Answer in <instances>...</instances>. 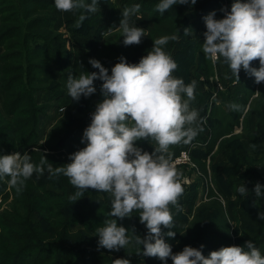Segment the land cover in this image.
<instances>
[{
  "label": "clouds",
  "instance_id": "obj_1",
  "mask_svg": "<svg viewBox=\"0 0 264 264\" xmlns=\"http://www.w3.org/2000/svg\"><path fill=\"white\" fill-rule=\"evenodd\" d=\"M57 10L62 12H97L98 0H54ZM197 0H160L156 11L164 14L174 5H195ZM140 5L122 9L123 45H139L148 36L145 28L130 23L139 12ZM223 18H216L213 10L203 19L206 24V39L203 52L213 63L221 58L230 67L231 73L240 80L243 70L255 83L264 82V0H234L231 10L220 9ZM86 15L80 14L74 27H81ZM137 16L136 19H142ZM192 28L185 27L183 35L192 34ZM178 32L179 29H178ZM179 35L172 34L154 39L153 47L139 63H129L123 55L119 62L109 69L98 59L89 63L98 71H81L78 75L68 74L67 89L73 101L90 97L96 93V80H101L102 101L91 113V123L84 130L82 143L86 146L69 155V163L53 167L44 156L39 164L31 162L30 155L19 151L0 155V178L10 177L9 184L22 192L26 181L34 173L43 174L45 164L49 179L61 174L69 178L77 189L70 199L84 196L86 190L108 193L111 197L109 217L96 229L98 250L119 251L134 243L142 252L138 255L159 258L167 264H264V256L256 244L249 240L245 245H232L211 251L208 256L200 248L185 246L182 251L173 252L165 236L175 238L176 226L170 206L177 212L183 211L179 197L184 192L183 173L178 170L170 146L190 144L204 129L199 111L191 108L195 100L197 81L186 84L173 72L178 64L166 51L169 41H178ZM259 67H253V61ZM83 68V65L80 66ZM228 79V75H225ZM229 107L235 109V105ZM65 111V107L60 109ZM141 140L155 145L152 152L138 146ZM240 195L254 193L256 198L264 195V185L257 182L249 191L244 185L237 189ZM255 201L253 206H255ZM139 214L140 223L148 230L146 236H128L129 230L117 220ZM258 219L264 220V212ZM169 229L166 233L163 229ZM241 235H243L241 233ZM112 264H131L127 258L114 259Z\"/></svg>",
  "mask_w": 264,
  "mask_h": 264
},
{
  "label": "trees",
  "instance_id": "obj_2",
  "mask_svg": "<svg viewBox=\"0 0 264 264\" xmlns=\"http://www.w3.org/2000/svg\"><path fill=\"white\" fill-rule=\"evenodd\" d=\"M153 1L160 2L127 0L126 7L139 4L142 9L143 5L148 6ZM202 1L197 0L194 6L189 4L188 9L191 11L182 10L180 13L190 12V16H193ZM85 2L91 3V0ZM111 4L109 0H98L96 13L76 11V20H72L73 23L80 14L86 15L87 18L81 27H75V31L83 33L85 30L90 32L96 28L97 33L106 32L107 28L113 25L112 21L117 14L114 15L110 8ZM53 5L54 0H0V46L4 44L6 47L0 56L3 63L1 84L7 92L3 106H0V155L16 151L22 154L27 152L34 164H39L46 156L47 163H52L55 168L69 163V155L86 146L78 136L71 135L65 140H60V135L84 121V118L81 120L76 117L82 112L81 105H89L90 101L92 103L94 100L102 101L103 95L97 90L90 96L91 100L81 97L78 102L74 101L73 106L66 110L64 116L50 130L49 139L57 140L58 144L49 142L46 151L33 148L34 144H39L38 127L42 112V106L35 101L34 96L42 91L43 82L56 80L57 71L70 65L71 55L66 49L64 36L53 29L54 22L58 20L57 15L50 11ZM20 6H23L21 10ZM177 14L175 10V15ZM117 15L122 17V12ZM155 17L153 14V28L148 31V36L142 38L139 45L124 46L120 31L114 38L105 41L101 54L83 57V68L80 67V62L72 64L71 72L73 74L77 72L78 75L81 71H87L84 66L89 63L90 58H95L108 68L111 74V68L118 62L111 57L108 59L106 55L110 54L119 60L121 55L117 50L125 51L124 56L129 63H136L150 50L147 44L156 39L158 31L165 33L166 24L171 25V28L178 24L176 20H166L169 16L160 17L155 13ZM158 21H166V24L163 22L159 24ZM104 22L107 26H101L105 25ZM99 26L101 27L98 28ZM92 71L98 69L93 68ZM173 75L178 78L176 72H173ZM94 83L96 87H101L103 82ZM221 117L222 120L216 122L210 120L215 129V135H212L210 141L211 149L218 138L231 133L232 127L229 128L231 121L238 118L235 113L230 118L226 112H223ZM64 144L67 145L66 152L62 151ZM226 147L231 158L247 157L246 146L240 139L236 142V147L234 143ZM44 167V173L42 175L34 173L26 181V187L19 193L9 184L10 177L0 178V197L3 200L12 198L10 204L0 210V264H112L117 258H127L131 260V264H135L136 258L133 257L142 252V246L138 249L131 243L126 249L121 248L119 251H110L106 248L98 250L99 237L96 235V229L110 218L111 209L97 200L98 198L93 196L94 192L89 194L87 190L83 197L77 198L78 200L74 202L70 198L75 195L77 189L70 184L69 178L61 174L49 179L47 165ZM50 183H54L59 190H51ZM243 208L247 209L246 206ZM249 212L258 218L252 211ZM34 214L37 215V219L33 218ZM258 221L259 224L252 227L263 229L264 220ZM117 222L129 230L128 236L133 235L131 232L133 230L142 237L147 235L148 230L142 233L126 218L118 219ZM226 223L224 207L220 202L214 206L202 205L194 215L193 221L185 220L184 224L177 226L176 229L183 231V234L172 238L173 241L180 240L182 243L176 251H182L188 245L196 248L203 245L201 250L207 256L211 251L218 250L220 246L207 240L211 235L214 236L215 230L225 229ZM227 230L229 231V228ZM249 240L255 244L262 240L260 251L264 256V238L258 239V234H248L247 237L236 238L234 242L231 238L226 241L243 246ZM152 261L159 264L158 260ZM167 264H172L171 259Z\"/></svg>",
  "mask_w": 264,
  "mask_h": 264
},
{
  "label": "rangeland",
  "instance_id": "obj_3",
  "mask_svg": "<svg viewBox=\"0 0 264 264\" xmlns=\"http://www.w3.org/2000/svg\"><path fill=\"white\" fill-rule=\"evenodd\" d=\"M109 1L113 4H111L110 8L114 15L116 13L120 14L122 9H124L127 4V0ZM233 2L234 0H203L201 4L198 5L197 12H195L193 16H190V12L180 13L183 12L182 10L191 11L188 9L190 5L177 4L176 7L173 6V8H170L169 10H166L164 14H161L156 11V5L159 2L153 1V3L148 6L143 5L142 9L136 13H140V16L144 13L145 19H143V21L141 19L137 20L134 17L135 15H133L130 19V23L136 24L138 27L145 28L147 33L154 26L152 16L154 14L155 17V13H158L160 17L169 16L166 20L173 19L178 22L174 28H171V25L166 24V21H158L159 24L161 22L166 24L165 26L167 28V32L163 33L158 31L156 38L172 34L179 35L178 41H169L166 46H163L166 51L171 53L173 59L178 64V67L174 72H176L178 78H182L186 84L190 83L193 79L197 81L195 97L201 91H205L208 94L211 105L210 108L204 105V109L199 111V117L203 120L201 126L204 130L200 132L193 139V141L197 140L199 143H203L206 140L205 138L209 137L208 143L210 144L212 135H215V129H213L214 125L210 123V120L213 122L222 120L221 114L223 112L229 114L230 118L234 113L238 116L236 120L231 121V125L229 126V128L232 127L231 133L218 138L215 142L216 146L214 145V147L209 151H207V147L203 148L202 145H200V147H198V145H192L186 148L189 151L191 150L190 161L185 164L177 165L178 170L183 173L182 180L184 192L179 197L178 201L179 204L182 205L183 211L177 212L175 207L170 206L176 224V226L171 230L176 232V236H180L183 234V231L176 229L177 226L184 224L185 220H188L189 222L193 221L194 215H196V212L202 205L206 204L214 206L217 202H220L224 207L225 219L227 220V223L225 224L226 228H219L221 230H215L213 233L214 236L211 235L207 240L210 243H216L220 247L232 246L233 243L226 241L229 238H231L234 242L236 238H244L247 237L248 234H258V239L264 238L262 237L264 234V226L263 229L252 227L258 225L259 221L257 223L243 225L237 215L238 209H243L248 213H250L249 211H252L256 215H259L260 212H264V204L262 202L264 200V198L262 199L263 195L256 198L254 193L240 195L237 191V189L242 185L249 189L250 192L254 189L257 182L264 185V82L260 84L255 83V77L249 76L243 68L240 71V80H237L235 76L232 75L230 67L223 61V58L216 63H213L203 52V42L206 39L204 32L207 30L203 18L213 10L216 11L217 19L223 18L225 13L221 12L220 9L227 7L230 11ZM54 6L55 5L50 8L51 13H55ZM22 7L23 6H20V10ZM175 10L178 12L177 15H175ZM117 14L114 18L115 20L112 21L113 25L107 28L104 33H97L98 29L96 28L90 32L87 30L83 33L77 32L74 27L76 21L74 23L73 21L65 22L62 23V25L57 23V21L54 22L53 29L64 36L66 49H68L71 55L69 61L71 67L72 64L76 62H80V64H82V58L85 56H95L98 53L101 54L103 52V45L105 41L109 38H114L118 32L122 31V29L118 28L122 17ZM156 18L157 17H155V19ZM104 24L105 25L101 26H107L106 22H104ZM59 25H61V27L57 28ZM189 26L192 28V34L189 36L183 35L184 28ZM178 29L180 32H178ZM150 42L151 43L147 44V48L149 49H151L154 45V41ZM88 43L89 45H87ZM5 50V45H1L0 56L5 52ZM117 51L120 52V55L124 56V50L123 52L121 50ZM106 56L108 59L111 57L113 60L119 62V60H116L110 54H107ZM139 61L140 60L136 63ZM252 66L258 68L259 61H253ZM2 67L3 63L0 60L1 107L3 106L4 99L7 95V92L3 89L1 84ZM84 68H86L88 72H92L93 69L90 63L85 65ZM226 74L230 78L226 79ZM74 75H77V72L74 73ZM96 81L102 82L101 80ZM217 82H221L223 84V90L217 89ZM41 86H43L41 89L42 91L36 93L34 96L35 101L42 106V112L40 115V125L38 127L39 144H34L35 146H33V148L35 150L46 151V146L49 142L50 144H58L57 140L49 139L48 136L50 130H52V128H54L53 126H55L59 119L64 116L66 110L73 106L74 101L72 100L69 102L66 99L68 102H66L65 106H63L65 107L64 112H62L60 108H57V101L60 97L65 95V89L57 76L56 80L53 79L46 83L43 82ZM235 87L239 88V92H235V95L231 92L228 93ZM96 88L97 90H100L101 87ZM224 91V94H226V100L219 101L215 98L217 96L216 94L219 95ZM82 98L91 100V97L86 98L82 96ZM98 102L100 101L94 100L92 103L90 101L89 105H81L80 107L82 108V112L77 114L76 117L81 118V120L84 118V121L75 124L67 133L60 135V140H65L71 135L78 136L79 140H82L85 128L91 123V113L94 112L95 106ZM230 105H235L236 108L233 109L229 107ZM238 139L242 140L245 146L247 143L250 145V149H247V146L245 147L247 150L246 158H237L236 156H233L232 158L230 157V151L226 145L234 143V147H236ZM39 145L42 147H38ZM138 146L148 152H152L155 148L154 144L145 140L139 141ZM184 146H186V144L183 142L170 146L173 158L180 150L184 149ZM62 147V151L66 152L67 145L64 144ZM229 174H232V176L230 177ZM49 188L51 190H59L54 183H50ZM199 189L207 190L208 198L197 204L199 201ZM87 191H89V194L94 192L95 195L93 196L98 198L97 200L102 201L105 207H109L111 209V197L108 193L95 192L94 190ZM11 200L12 198L3 200V198L0 197V210L6 208L10 204ZM254 201L256 202L255 206H253ZM242 206H246L249 211ZM221 217L224 218L223 214H221ZM33 218L37 219L38 217L34 214ZM126 219L142 233L146 232V225L140 223L138 213L134 212L131 218L126 217ZM178 221L179 224L177 225ZM78 227L79 226H75V228ZM228 228L229 231L227 230ZM163 231L166 233L169 229L165 228ZM241 233L243 235H241ZM164 239L172 245L174 253L176 252L178 246L182 244L180 240L173 241L172 237L165 236ZM261 242L258 240L256 243V246L260 250L263 244ZM133 258H136L135 264H154L152 260H154V262L158 260L159 264H165L164 261L154 257L137 255ZM170 259L171 258L169 257L167 262Z\"/></svg>",
  "mask_w": 264,
  "mask_h": 264
},
{
  "label": "crops",
  "instance_id": "obj_4",
  "mask_svg": "<svg viewBox=\"0 0 264 264\" xmlns=\"http://www.w3.org/2000/svg\"><path fill=\"white\" fill-rule=\"evenodd\" d=\"M54 11H55V14L57 15L58 17V20H57V23L61 24L62 23H65V22H69V21H72L76 18V12H62L60 10H57V8L54 6ZM137 16H140V13L139 14H135V18ZM141 16L143 17L141 20L143 21V19H145V15L144 13L141 14ZM140 20V19H139ZM144 23V22H143ZM61 25H59V27L57 26V28H60ZM90 43V42H89ZM89 43L87 45H89ZM139 63V62H138ZM224 70V69H223ZM71 72V65L65 67V68H61L57 71V77L59 79V81L61 82L63 88L65 89V95H63L62 97H60V99L57 101V108H63V106H65V103L66 102H71L72 99L70 98L69 94H68V89H67V78H68V74ZM238 87H235V88H232L228 93H234V95L236 94L235 92H239V88L237 89ZM224 92L220 93L218 95V100L219 101H224L226 100V94H224ZM49 95V94H48ZM52 95V94H50ZM51 97V96H50ZM66 99L68 101H66ZM207 106L208 108H210V102H209V97H208V94L205 92V91H201L197 94V96L195 97V100L193 101V103L191 104V108H195L197 109L198 111H202L205 107ZM202 109V110H201ZM206 140L203 142V143H199L197 140L195 141H192L190 144L184 146V149H186L187 147H190V146H195V145H198V147H200V145H202L203 148L207 147V151H209L211 148H210V144L208 143V139L209 137L205 138ZM216 146V144H215ZM247 149H250V145L247 143ZM182 149V150H184ZM180 150L178 152V154L174 157L176 158L180 152L182 151ZM173 158V159H174ZM208 198V191L207 190H200L199 189V196H198V203H201L203 201H205L206 199ZM264 198V195L262 196V199ZM263 204H264V200L262 201ZM237 215H238V218L240 219V222L245 225V224H250V223H257L258 222V219L248 213L247 211L243 210V209H238L237 210ZM177 252V251H176Z\"/></svg>",
  "mask_w": 264,
  "mask_h": 264
},
{
  "label": "built area",
  "instance_id": "obj_5",
  "mask_svg": "<svg viewBox=\"0 0 264 264\" xmlns=\"http://www.w3.org/2000/svg\"><path fill=\"white\" fill-rule=\"evenodd\" d=\"M217 89L223 90L224 86L221 82H217ZM218 96V94H216ZM215 97L218 99V97ZM191 159V150L184 149L180 152V154L174 159L177 165L188 163Z\"/></svg>",
  "mask_w": 264,
  "mask_h": 264
}]
</instances>
